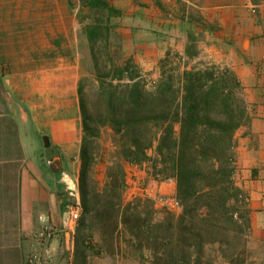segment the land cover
Returning a JSON list of instances; mask_svg holds the SVG:
<instances>
[{"label":"crops","instance_id":"crops-1","mask_svg":"<svg viewBox=\"0 0 264 264\" xmlns=\"http://www.w3.org/2000/svg\"><path fill=\"white\" fill-rule=\"evenodd\" d=\"M14 2L23 9L0 11V264H30L40 249L33 233L41 227V29L34 27L41 21V0ZM74 3L77 8L78 0ZM72 5L43 0V135L49 141L43 143V218L54 229L43 264H93L66 209L69 188L79 177L82 70L77 24L65 28L56 20L73 24ZM112 5L120 11L121 51L139 71L151 72L168 57L179 69L226 67L240 85L246 118L233 133V176L252 212L249 242L263 245L264 259V0H112ZM15 21H23L22 27ZM64 43L70 51L61 49ZM152 185L174 194L173 182L154 179Z\"/></svg>","mask_w":264,"mask_h":264},{"label":"trees","instance_id":"trees-1","mask_svg":"<svg viewBox=\"0 0 264 264\" xmlns=\"http://www.w3.org/2000/svg\"><path fill=\"white\" fill-rule=\"evenodd\" d=\"M80 1L82 5L115 11L105 0ZM99 24L84 25L86 35L96 45L100 44L102 32ZM111 66V78L102 72L96 75L94 83H86L84 77L80 78L78 85L82 128L79 152L82 210L77 220L82 221L94 207L88 204L89 188L85 185L97 155L95 142L105 129L110 143L105 150L109 191L121 189L123 164L127 162H147L155 179L175 178L181 211L165 224L167 233L162 243L166 245L171 242L169 238L174 239L172 254L179 250L182 241L184 247L191 249L187 257L194 256L198 261L204 245L214 242L220 245L232 231L236 236L248 232L249 225L244 231L243 217L236 208L242 190L232 179L235 171L233 133L244 122L245 110L243 101L235 98L229 86V83H237L236 79L230 78L231 71L224 68L219 74L215 65L194 66L183 69L177 78L169 73L148 87L137 78L140 77L138 72L121 82L126 70ZM114 77L116 83L112 82ZM92 95L98 100V109L94 111L87 107ZM149 150L153 151L152 155ZM95 192L97 189H93L94 199L91 196L94 202ZM107 206L106 215L115 225L116 203L109 200ZM126 210L119 216L121 223L127 220ZM144 245L152 248L151 256L155 258V244L146 242ZM241 261L243 258H238L234 263L226 254L220 261L205 260L206 264H239Z\"/></svg>","mask_w":264,"mask_h":264},{"label":"rangeland","instance_id":"rangeland-1","mask_svg":"<svg viewBox=\"0 0 264 264\" xmlns=\"http://www.w3.org/2000/svg\"><path fill=\"white\" fill-rule=\"evenodd\" d=\"M11 1H13V3H6V0H0V11H14L15 6H17L16 8H18V11L23 9V3L20 2L16 5L14 0ZM72 1V8L77 13L74 23L72 24L70 20L66 19L56 20V22L57 25L58 23H62L65 28H70L72 25L75 26L76 24L78 26L76 42L82 78H86V83H90V81L94 83V81L97 80L96 75L102 72L106 73L108 78H111V76H113V67L111 65H114L115 68L124 67L123 69L126 70L123 73L121 82H126L130 75H134L138 72V74L140 73V77L137 78L144 81L148 87L152 84H156L163 76L169 73L177 78L178 74L182 72L183 69H179L178 65L173 62V59H169L168 57L160 60L157 63V68L155 70L153 69L151 72L139 71L140 69L136 67L133 57L126 56L121 51L120 35L118 33L119 24L117 21L120 11L112 5V0L105 1H107L115 11H110L104 7H89L84 3L82 5L80 0H78V7L76 8L74 3L75 0H68L69 3ZM51 5V8H55L54 6H56L55 4ZM57 5L60 6V4ZM15 22L16 26L23 23V21ZM45 22L46 21H43L44 29L46 27V25H44ZM48 22L53 24L54 21ZM95 22H100L99 26L102 27L100 37L101 45L99 43H97V45L95 43L93 44L84 31L85 24H94ZM38 25L41 29V21H35L34 27ZM19 27L22 26L20 25ZM21 37L23 36L20 35L19 38ZM38 39V43L41 46V36H39ZM45 39H47V37L43 36V44L45 43ZM65 43L61 49L70 51V46ZM102 44H104V46ZM20 47L16 48V50L20 49ZM210 65L214 64H204L195 67L204 68ZM215 66V70H217L219 74H222L221 72L226 68L218 65ZM230 78L233 79L234 76L232 77L231 74ZM112 80L113 83L117 82L115 77ZM229 86L235 98L243 101L240 95V85L238 83H229ZM86 89H88L87 85ZM87 107L93 111L98 109V100L95 95L89 97ZM244 110V118H246L245 103ZM175 128L177 129L178 125H176ZM107 133L108 131L103 129L100 137L95 142L94 148L97 151V155L91 166L85 185L86 188H89V192L86 195L88 204L90 207L91 205H94V207L89 214L86 213L84 215L82 221H75V225L77 224L75 230L78 231L80 236H84V239L87 241L81 245V249L90 253L93 264H206V258L220 261L224 254L230 256L234 263L238 261V258H243V261L239 264H264V259L262 257L263 245H254L249 242L252 212L248 208L247 196L242 189V196L243 194L244 196L243 199L242 196H240L241 201L237 202L236 208L238 214H241L243 217V221L241 222L244 226V231L247 230L249 225L248 232L236 236L233 235L232 231L228 233L229 236L220 245L216 242L204 245L198 261H195L194 256L187 257V252H191V249L184 247L182 241L179 243V250L175 254H172L174 251L173 238H169L171 242L168 244L162 245L165 241L164 235L167 233L164 226L169 219H174L179 214L181 206L175 209H167L157 202V197L163 193L157 192L153 188L152 184L155 178H153L152 168H150L147 162H143L142 164L124 163L121 189L109 191L110 180L106 178V166L108 161L105 156V150L110 147ZM45 149L46 148L43 147V151ZM148 153L152 155L153 151L149 150ZM232 179L234 185L238 187L235 183L234 176H232ZM166 181L174 183V194L176 195L175 178H167ZM69 189L74 195V200L79 204L81 212L82 203L79 177L78 184ZM93 189H97L98 191L95 192L96 202L93 200ZM91 196L93 199H91ZM109 200H113L117 207L115 225H113V221L106 215L109 208V206H107V201ZM124 209H127V220L125 223H121L119 216L125 212ZM77 227H79L78 230ZM111 229H113V232H111ZM154 236L156 239H154ZM169 239L167 238L168 241ZM146 242H151L153 245L155 244V249H157L155 258L151 256L152 248L144 245Z\"/></svg>","mask_w":264,"mask_h":264},{"label":"built area","instance_id":"built-area-1","mask_svg":"<svg viewBox=\"0 0 264 264\" xmlns=\"http://www.w3.org/2000/svg\"><path fill=\"white\" fill-rule=\"evenodd\" d=\"M74 195L71 194V199L66 203V209L68 211V214L70 216V219L75 222L80 214V206L79 204L74 200ZM157 202L167 208V209H175L179 208L181 206L179 199L177 196L173 193L168 194H160L157 197ZM41 221V216L38 217ZM54 232L53 227L44 220L43 218V262L48 259L49 257V244L48 241L50 237L52 236ZM33 236L37 240V242L40 245V249H38L36 252H34L30 258L29 263L30 264H41V227L36 230L33 233Z\"/></svg>","mask_w":264,"mask_h":264},{"label":"water","instance_id":"water-1","mask_svg":"<svg viewBox=\"0 0 264 264\" xmlns=\"http://www.w3.org/2000/svg\"><path fill=\"white\" fill-rule=\"evenodd\" d=\"M43 140H44V145L48 146L49 141H48V137L46 135L43 136Z\"/></svg>","mask_w":264,"mask_h":264},{"label":"bare ground","instance_id":"bare-ground-1","mask_svg":"<svg viewBox=\"0 0 264 264\" xmlns=\"http://www.w3.org/2000/svg\"><path fill=\"white\" fill-rule=\"evenodd\" d=\"M12 3H13V1H12Z\"/></svg>","mask_w":264,"mask_h":264}]
</instances>
